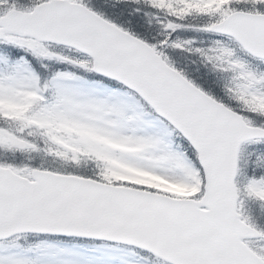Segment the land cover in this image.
I'll return each mask as SVG.
<instances>
[{
    "label": "snow or ice",
    "instance_id": "1",
    "mask_svg": "<svg viewBox=\"0 0 264 264\" xmlns=\"http://www.w3.org/2000/svg\"><path fill=\"white\" fill-rule=\"evenodd\" d=\"M0 264H264V0H0Z\"/></svg>",
    "mask_w": 264,
    "mask_h": 264
}]
</instances>
